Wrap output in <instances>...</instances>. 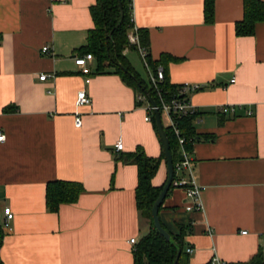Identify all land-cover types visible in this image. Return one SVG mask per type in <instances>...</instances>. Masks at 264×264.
Returning a JSON list of instances; mask_svg holds the SVG:
<instances>
[{"label": "crops", "instance_id": "0c3cea01", "mask_svg": "<svg viewBox=\"0 0 264 264\" xmlns=\"http://www.w3.org/2000/svg\"><path fill=\"white\" fill-rule=\"evenodd\" d=\"M95 1L0 0V264H134L150 231L136 209L137 166L124 157L137 148L162 155L154 120H144L147 106L108 63L93 56L85 75L74 62L89 51ZM132 1L135 26L148 34V59L166 82L201 87L189 96L198 138L188 152L203 211L186 212L174 187L160 223L182 238L184 252L192 249L188 264H251L259 253L264 264V22L238 37L243 0H214L212 24L204 0ZM131 50L124 60L149 88L145 68L142 78L127 58ZM82 89L91 102L76 107ZM231 105L240 107L235 115L218 112ZM159 164L154 188L166 181ZM55 180L77 182L84 193L50 213L45 189ZM4 208L14 213L11 230L3 227Z\"/></svg>", "mask_w": 264, "mask_h": 264}, {"label": "trees", "instance_id": "16d2710c", "mask_svg": "<svg viewBox=\"0 0 264 264\" xmlns=\"http://www.w3.org/2000/svg\"><path fill=\"white\" fill-rule=\"evenodd\" d=\"M94 7L90 9V15L93 18L94 29L91 31L87 54L94 56L99 64L108 62L113 68V72L121 77L122 81L133 88L137 94H143L146 90L155 99L152 90L143 83L142 80L133 72L128 62L124 60L123 51L127 47V33L129 27V3L126 0L122 2L123 22L119 23L118 17V2L117 0H96ZM214 0H204L205 23L212 24L214 22ZM264 22V2L261 0H243V19L237 22L234 26L235 34L238 37L253 36L255 25ZM139 31V43L148 51V34L147 31ZM148 57V56H147ZM168 61H177L171 56L163 55ZM148 59V58H147ZM149 60V59H148ZM149 65L152 71H155L158 63L149 60ZM122 66L128 71L124 73ZM163 89L168 92V95L174 94L178 86L169 85L166 80L162 85ZM153 119V117H152ZM154 120V119H153ZM196 116L187 115L186 117H177V126L184 137V148L188 151L192 142L198 135L194 132L193 122ZM164 132L167 134L169 149L172 156V163L175 165L179 159L180 149L178 148L177 138L170 128L165 126ZM163 159V153L158 159L147 157L144 150L137 148L134 153H129L124 157L125 163H131L137 166V186L135 188V203L136 209L140 215L147 219L150 223V231L138 243L134 249V264H173L178 251L180 252L176 264H188V256L184 252L185 244L180 236L170 235L171 240L166 241L159 236L154 229L151 221V206L159 195L162 187L154 188L152 186V178L155 176L160 161ZM170 190L174 188L173 184ZM84 193L81 184L77 182H65L55 180L49 182L45 189L46 209L50 213L58 212L61 205H71L76 203L80 195ZM0 237V245H1ZM261 262V253L256 255L251 264H259Z\"/></svg>", "mask_w": 264, "mask_h": 264}, {"label": "built area", "instance_id": "2783aa9c", "mask_svg": "<svg viewBox=\"0 0 264 264\" xmlns=\"http://www.w3.org/2000/svg\"><path fill=\"white\" fill-rule=\"evenodd\" d=\"M129 3V27L127 33V47H125L123 54L126 53L130 48H134L139 56V59L142 60L144 68L149 76V89L152 90L155 99L154 103L156 105V109H158L161 115L167 119V127L170 128L171 132L175 134L177 138L179 152V159L174 165V175L176 176V180L174 181L173 186L179 188L182 193H184V202L183 207L186 212L189 211H203L202 203H201V190L202 188L196 183V180L193 176V164L192 159L189 155V152L184 148L185 139L181 136V133L177 126V117H186L187 115H194L197 117L198 110L195 106L190 103L189 96L192 93L198 92L201 90V87L197 84H189L186 83L184 85H180L176 88V92L168 95L162 85L165 81V75L163 68L161 66H157L155 71H152L149 65L148 51L139 43V31L134 23L133 16V1L126 0ZM51 48L48 46L42 47V52L45 54H50ZM93 56L91 54L81 55V57L74 58L75 64L81 69V72L85 75L89 74V70L86 66V61L92 60ZM47 75L42 74L39 76L41 81L47 79ZM89 82V79L86 80ZM91 99L87 92L83 89L78 91L76 95L75 105L76 107H82L83 105L90 104ZM138 103H145L147 106L148 116L144 118L146 121H152V107L147 102L146 96L144 94H138L137 96ZM240 109L238 106H219L218 112L225 115H235L236 111ZM250 115V112H246ZM73 122L76 128H80L82 126L81 117L79 114L75 113L73 116ZM4 141V135L0 133V142ZM114 150L117 152L122 151V142L118 140L114 144ZM5 220L3 222V227L6 230H11L10 222L14 217V213L10 210V208H4L3 210ZM241 234H246V232H241ZM130 243H135V239L131 238ZM192 249L187 248L185 252L187 254H191Z\"/></svg>", "mask_w": 264, "mask_h": 264}, {"label": "water", "instance_id": "95a60500", "mask_svg": "<svg viewBox=\"0 0 264 264\" xmlns=\"http://www.w3.org/2000/svg\"><path fill=\"white\" fill-rule=\"evenodd\" d=\"M118 2V17H119V23L123 22L124 16L122 11V2L120 0H117ZM124 73L128 74V71L124 69L122 66H120ZM143 94L146 96L147 102L152 107V117L154 119V126L156 129V134H158L160 143H161V149L163 151V161L164 164H166V181L163 184L161 190L159 191V195L154 201V203L151 206V221L153 223L154 229L157 231L159 236L164 238L166 241H170V235L163 227L162 223H160L159 220V210L160 206L163 202V200L168 195V191L170 190V187L173 183V176H174V164L172 163V156L169 149V142L167 138V134L164 132V127L162 124V119L160 117V113L158 109H156V105L154 103V100L152 99L151 95L146 91L143 90ZM180 252L178 251L177 257L173 264H176L177 258L179 256Z\"/></svg>", "mask_w": 264, "mask_h": 264}, {"label": "rangeland", "instance_id": "374dc122", "mask_svg": "<svg viewBox=\"0 0 264 264\" xmlns=\"http://www.w3.org/2000/svg\"><path fill=\"white\" fill-rule=\"evenodd\" d=\"M132 62L133 66L137 68L138 75H140L142 78L144 77V65L142 63V60L139 59L138 54L135 51H130L129 56L127 57ZM108 63V62H106ZM109 64V63H108ZM108 67V66H107ZM163 123H166V119L164 116L161 117Z\"/></svg>", "mask_w": 264, "mask_h": 264}]
</instances>
